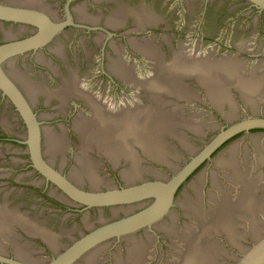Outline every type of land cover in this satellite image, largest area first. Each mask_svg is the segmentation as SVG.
Segmentation results:
<instances>
[{
    "label": "water",
    "instance_id": "water-1",
    "mask_svg": "<svg viewBox=\"0 0 264 264\" xmlns=\"http://www.w3.org/2000/svg\"><path fill=\"white\" fill-rule=\"evenodd\" d=\"M248 2L264 11V0ZM200 4L193 0L191 8ZM241 12L232 10L215 27L205 26V32L219 38L218 43L210 40L205 45L197 35L196 10L190 19L179 12L177 17L168 14V33L162 38L168 35L173 54L164 58L160 40L133 43L151 61L147 79L115 59L112 68L120 78L150 92L146 105L124 102L112 108L83 91L73 76L54 91L52 95L63 100L70 94L82 95L92 110L74 124L81 141L78 150L70 152L76 161L71 159L65 168L72 178L44 159L40 121L1 68L6 59L47 43L57 28L42 26L39 34L0 45V88L26 123L25 143L34 167L56 186L54 194L58 189L67 202L83 207L70 214L31 200L22 209L27 215L0 207V252L7 250L28 264H264V22ZM126 13V8L116 10L112 25L123 24ZM31 14L0 5V19L27 20ZM136 17L139 28L151 20L141 10ZM228 44L263 54L247 58L246 64L226 54ZM185 46L207 52L218 48L220 57L190 54ZM93 57L97 68L100 60L97 54ZM125 59L133 63L131 56ZM12 74L19 76L15 70ZM23 85L32 99L43 89ZM217 115L219 122L212 118ZM15 116L13 110L0 107V126L18 130L21 124ZM225 125L230 126L224 129ZM250 130L252 135H246ZM46 145L50 162L60 163L57 157L65 155L66 136L46 129ZM204 147L182 170L174 168ZM106 161L127 165L106 171ZM105 174L110 185L127 183L126 187L101 190ZM148 202L152 204L143 208ZM104 206L126 208H114L113 217L112 212L101 217L97 211L85 212ZM35 236L47 246L34 244ZM121 239L124 245H111ZM0 260L20 264L2 256Z\"/></svg>",
    "mask_w": 264,
    "mask_h": 264
},
{
    "label": "flooded vegetation",
    "instance_id": "flooded-vegetation-1",
    "mask_svg": "<svg viewBox=\"0 0 264 264\" xmlns=\"http://www.w3.org/2000/svg\"><path fill=\"white\" fill-rule=\"evenodd\" d=\"M158 1L164 3L161 4V2L157 5ZM180 1L179 4H173L174 0H40L39 4H27L20 3L18 0H0V5L32 13L27 20L0 19V45L24 40L39 34L42 26L57 28L56 31L53 30L50 40L44 45L18 53L1 64L6 76L22 92L38 121H40L43 157L56 170L70 176V172H65V168L69 166L71 159L76 161V157L71 158L70 152L77 151L81 141L74 124L78 118L88 117L92 113L91 106L82 95L70 94L65 100L58 95H52L54 91L61 89L64 82L71 76L77 80L78 86L83 91L98 100L104 101L112 108L118 107L124 102L146 105L149 103L150 92L120 78L114 72L112 64L115 59L120 58L123 64L133 69L138 78L147 79L152 71L151 61L143 52L136 49L133 43L141 44L147 41L155 43L156 40H160L162 43L158 47L164 58H168L169 53L173 54L175 49L168 44V35L162 38L165 33H168V14L171 17L172 14L177 17L176 13L179 12L184 19H190L194 17L196 10L197 25L199 26L197 35L204 45L210 40L218 43L219 38L215 36V32H205L203 28L205 26L215 27L220 22V17L232 10L239 9L242 11L240 15L243 17H254L255 21L264 22V11L259 10L248 0H198L201 4L197 7L193 6V9L191 8L193 0ZM120 8L128 9L125 20L121 25H112L110 17ZM140 10L148 14L151 19L142 28H139L136 17V12ZM251 19L253 20V18ZM184 32L183 30L182 33ZM69 43H72L70 50L67 49ZM226 47L229 50L226 54L232 53L233 57L243 60L246 64L247 58L263 54L252 49L244 50L235 44H228ZM183 48L190 54L194 52L212 53L213 58L220 57L218 48L211 50V52L205 51L200 46L196 50L187 46ZM116 49L119 51L117 52ZM96 54L100 64L99 67L94 68L93 56ZM126 56H131L133 63L129 64L125 59ZM141 62L144 64L142 68H140ZM14 70L19 73V76L15 77L12 74ZM94 73L95 76L93 77ZM23 82L39 85L43 89L37 93L35 99H32ZM0 107L4 108L5 111L13 110L16 115L15 120L21 124L16 131L0 126V207L14 208L18 213L27 215V212L22 209L32 200L34 205L46 203L52 206L53 211L57 210L58 212L61 209V211H67L71 214L79 208L83 209L75 203L67 202L63 196L59 195L62 193L60 190L57 189L58 194H54L52 190L56 189V186L47 182L45 177L34 167L28 146L25 143L26 123L14 102L1 88ZM212 118L216 122L222 119L220 115ZM229 126L225 125L224 129ZM46 129H52L56 133L66 136L65 155L62 157L59 154L57 160L60 159V163L58 164L50 162L47 158L49 155L46 152ZM220 133L221 130L214 133L206 146ZM243 133L245 134V131ZM246 135H252V131L250 130ZM205 147L191 156L189 160L184 161L185 165L175 164L174 168L177 167L176 170H182L193 158L200 155ZM61 163L63 168H61ZM124 165L127 164L123 161L117 166L108 161L105 163L106 171H117ZM34 175L35 177H33ZM107 176L105 174V183L100 188L101 190L107 191L126 187L127 183L126 185H110L111 182ZM187 176L180 181L179 186L186 181ZM151 204L152 202H148L143 208ZM114 208L122 209L126 206L92 207L85 212L91 214V212L97 211L96 214L100 217L106 215L107 212H112L113 217ZM33 240L36 245L47 246L40 237L35 236ZM121 241L123 240H117L111 245L115 248L120 247L125 243L122 244ZM7 246L11 247L10 244ZM6 251L0 252V256L20 264H28L25 260ZM0 264L12 263L0 260Z\"/></svg>",
    "mask_w": 264,
    "mask_h": 264
}]
</instances>
